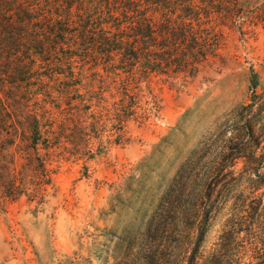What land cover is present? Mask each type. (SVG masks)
Here are the masks:
<instances>
[{
    "label": "rangeland",
    "instance_id": "374dc122",
    "mask_svg": "<svg viewBox=\"0 0 264 264\" xmlns=\"http://www.w3.org/2000/svg\"><path fill=\"white\" fill-rule=\"evenodd\" d=\"M239 15L218 20L221 45L197 74L152 79L155 99L128 122V143L103 140L91 158L51 150L42 199L0 200V264H186L198 210L208 218L222 203L204 246L218 241L222 219L253 192L247 156L264 154V0H244ZM15 161L17 172L30 166Z\"/></svg>",
    "mask_w": 264,
    "mask_h": 264
},
{
    "label": "trees",
    "instance_id": "16d2710c",
    "mask_svg": "<svg viewBox=\"0 0 264 264\" xmlns=\"http://www.w3.org/2000/svg\"><path fill=\"white\" fill-rule=\"evenodd\" d=\"M243 2L0 0V200L42 199L54 179L45 155L51 150L68 145L79 157L87 148L91 158L103 140L128 143V122L148 116L155 99L152 79L197 74L221 45L218 20L242 19ZM250 80L255 89L254 69ZM82 130L85 149L77 142ZM16 153L30 165L24 172L16 171ZM247 159L250 199L222 219L209 250L207 234L226 206L207 210L210 218L198 210L186 264H264V154Z\"/></svg>",
    "mask_w": 264,
    "mask_h": 264
}]
</instances>
